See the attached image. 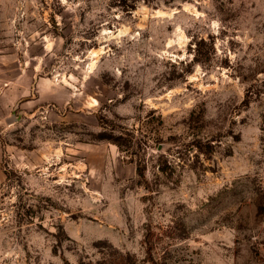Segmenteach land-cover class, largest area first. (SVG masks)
<instances>
[{
    "label": "rangeland",
    "instance_id": "obj_1",
    "mask_svg": "<svg viewBox=\"0 0 264 264\" xmlns=\"http://www.w3.org/2000/svg\"><path fill=\"white\" fill-rule=\"evenodd\" d=\"M0 264H264V0H0Z\"/></svg>",
    "mask_w": 264,
    "mask_h": 264
}]
</instances>
